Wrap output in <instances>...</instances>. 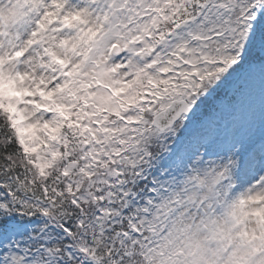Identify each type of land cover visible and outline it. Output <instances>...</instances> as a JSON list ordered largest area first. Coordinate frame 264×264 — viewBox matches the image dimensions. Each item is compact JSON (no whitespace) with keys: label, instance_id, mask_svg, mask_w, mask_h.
<instances>
[{"label":"snow or ice","instance_id":"obj_1","mask_svg":"<svg viewBox=\"0 0 264 264\" xmlns=\"http://www.w3.org/2000/svg\"><path fill=\"white\" fill-rule=\"evenodd\" d=\"M0 264H264V0H0Z\"/></svg>","mask_w":264,"mask_h":264}]
</instances>
